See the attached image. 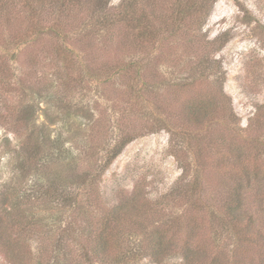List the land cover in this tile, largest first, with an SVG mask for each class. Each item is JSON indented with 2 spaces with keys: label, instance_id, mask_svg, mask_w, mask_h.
Listing matches in <instances>:
<instances>
[{
  "label": "rangeland",
  "instance_id": "obj_1",
  "mask_svg": "<svg viewBox=\"0 0 264 264\" xmlns=\"http://www.w3.org/2000/svg\"><path fill=\"white\" fill-rule=\"evenodd\" d=\"M100 1L106 5L102 12L91 0L60 17L45 3L34 31L19 0H0V264H11L3 255L10 244L19 263L41 256L42 262L55 261L50 248L59 234L53 228L71 222L85 232L98 209L134 193L135 233L169 224L172 216L168 236L174 249L188 236L204 263L212 257L215 264L242 257L264 261V247L235 242L247 232L230 231V214L220 209L241 203L236 218L242 223L250 218L252 231L264 236V0H216L204 20L191 15L181 22L175 20L176 0ZM187 3L181 0L180 7ZM118 13L122 23L102 27ZM225 30L229 40L219 49L214 45L210 55L213 75L181 84L192 57ZM146 32L154 41L139 37ZM210 96L215 117L201 120L200 134L191 132L184 104ZM29 105L33 121L21 123L18 111ZM165 127L181 133L170 141ZM34 132L45 150L62 140L70 166L51 154L20 168L23 140L28 134L34 139ZM124 133L132 140L103 171L97 190L82 200L75 171L98 168ZM83 157L88 161L79 166L76 158ZM194 176L201 182L204 211L193 227L189 219L197 206L181 194ZM50 178L67 185L71 212L40 201ZM72 247L65 244L58 264L68 262ZM179 263L178 255L165 261Z\"/></svg>",
  "mask_w": 264,
  "mask_h": 264
},
{
  "label": "trees",
  "instance_id": "obj_2",
  "mask_svg": "<svg viewBox=\"0 0 264 264\" xmlns=\"http://www.w3.org/2000/svg\"><path fill=\"white\" fill-rule=\"evenodd\" d=\"M22 4V8L26 12V18L33 21V26L35 27L34 31H37L36 27L39 28L40 23L38 20L39 11H41L42 6L45 3L46 6L53 7L58 16L64 15L69 11H72L76 8H80L85 6L91 0H19ZM190 1V2H189ZM216 0H188V3L185 6V9L180 7L181 0H176V18L177 22H181L185 17H189L191 15L202 17L204 20L209 14L212 5ZM93 5L97 6L99 10L98 12H102V10H106V5L104 6L100 0H92ZM45 7V6H44ZM28 8V9H27ZM30 8V11H29ZM101 9V10H100ZM242 10V9H241ZM124 15L121 13L116 14L113 18L109 20V22H105L103 24V28H110L112 25L116 23H122L124 20ZM129 20V19H128ZM127 20V21H128ZM137 21V20H136ZM29 28V25H28ZM147 35V37H146ZM139 37L147 38L150 42L154 41L150 33L142 36V33L139 34ZM230 36H228V31L225 30L222 33L218 34L213 40L206 41V45H204V50L202 53L195 55V58L192 64H189L187 74L185 75L183 82H180L184 85H192V83L187 84L186 80H194L195 75L208 77L209 75H213L212 64L215 63V60L210 56L213 52L214 45L216 47L223 46L228 40ZM217 49V48H216ZM65 50V49H64ZM65 56V55H64ZM224 82V76L220 80V85L222 86ZM139 96V93H137ZM216 100L214 97H206V98H195L194 100L187 101V103L183 106V115L188 121V127L192 130H195L196 133L201 132L200 122L202 119H206L209 117H215L214 111H216ZM19 116L17 120L21 123H24L27 119L31 121L34 117V109L29 105V107L21 108L18 111ZM33 121V120H32ZM210 123V122H208ZM162 129L164 126H158ZM157 129V128H154ZM153 129V130H154ZM157 129V130H158ZM165 129L169 133V140L171 141L174 136H177L181 132H176L172 128ZM35 137L32 139L28 134L25 137L22 143L21 150L23 151V157H21L19 167L22 168L24 165H35L39 160L42 163L47 159L50 155H58L62 161L67 163L70 166L69 159L72 158L68 155L67 150L63 148V141L53 140L51 148L49 147L45 150V147L38 143L37 138L38 134L34 132ZM192 133H188L190 136ZM32 139V140H31ZM132 140V136L124 133L120 136V138L112 144L110 148L107 149L104 160L98 168H94L92 166L87 167L86 169H80V172L75 171L76 182L81 187V191L78 194L79 197L83 199L88 198V193H94L97 190V183L103 171L112 163V161L120 154L124 146ZM29 141V142H27ZM48 146V145H47ZM50 146V145H49ZM62 146V147H61ZM52 153L49 154V152ZM83 153V152H82ZM52 154V155H51ZM85 154V153H83ZM78 160V165H83L88 161L87 157L76 158ZM178 160V159H177ZM67 161V162H66ZM97 169L96 172L93 171ZM181 181L185 180L186 170L181 167ZM70 171V170H69ZM71 172V171H70ZM79 173V174H77ZM178 182V181H177ZM188 184L190 189L188 192L181 194L182 197L186 196L193 200V202L197 206V208H193V227L196 224H199L202 221L201 213L204 211L203 206H201V197H202V188L201 182L198 176H194V178L189 181ZM180 181L176 183L179 187ZM63 185V186H62ZM174 186L171 189V192H175L177 186ZM67 186L65 184H59L55 181L54 178H50L49 184L45 187V192L42 196H40V201L50 200L51 203H55V205L60 206L62 212H71V197L68 195L65 189ZM134 193V192H133ZM136 194H131L127 200H113V202L103 207V209H98L99 214L94 219V223L89 226L85 232L79 226L71 225V222H67L58 229V237L52 239L51 242V257L55 259L52 262H42V256L33 261V263L29 264H58V256L60 253L64 252L65 244L67 242H72L73 247L72 251L69 253L71 256L66 260L68 261L66 264H74L76 263L75 258L79 262H83L84 264H139V261H144V264H165L166 260L172 258V256L178 255L180 258L179 264H215V257L209 258L207 263H204V260H200L201 258V250L197 248L194 243L190 240L188 236H186L178 247V249H174L172 246V236H168L169 227L172 225L173 217L171 216L169 224H163L162 227L159 225H152V227L148 228V226H143L140 230V234L135 233L133 228V224L137 222L136 218L139 217L138 207L135 203ZM76 196V197H78ZM240 193H237V200L240 197ZM241 203H235L234 205H222V211H226L228 216V227L230 231H245L247 233H240L244 238H239L235 240L237 244H242L247 242L249 244H254L259 247H264V236H261L259 232H253V220L249 218L248 221L242 223L236 218L235 215L240 213ZM97 208V207H96ZM194 212H197L195 215ZM209 214L215 213V211L209 212ZM208 214V215H209ZM219 216L221 215V211L218 210ZM146 218V217H141ZM179 219L178 217H175ZM140 219V220H141ZM198 220V221H196ZM211 221L212 218H209ZM150 223V222H149ZM122 225H130L129 228L124 230ZM172 234V232H170ZM0 231V238H1ZM138 235V236H137ZM68 240V241H67ZM16 243L17 238L13 239ZM243 245V244H242ZM241 245V246H242ZM62 251V252H61ZM76 251V252H75ZM74 252V253H73ZM3 255L7 256L8 262L11 264H22L17 262L19 259L18 251L15 250V246L9 245L5 246V250L3 251ZM244 260V257L237 258L235 260H231L230 264H255L252 261ZM74 262V263H73ZM62 264V263H61ZM64 264V263H63ZM143 264V263H141ZM256 264H264V261H260Z\"/></svg>",
  "mask_w": 264,
  "mask_h": 264
}]
</instances>
